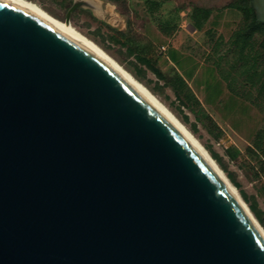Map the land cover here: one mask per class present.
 <instances>
[{
    "label": "water",
    "instance_id": "95a60500",
    "mask_svg": "<svg viewBox=\"0 0 264 264\" xmlns=\"http://www.w3.org/2000/svg\"><path fill=\"white\" fill-rule=\"evenodd\" d=\"M264 23V0H251ZM76 8H94L73 0ZM0 264H264L184 131L96 47L0 0Z\"/></svg>",
    "mask_w": 264,
    "mask_h": 264
},
{
    "label": "rangeland",
    "instance_id": "374dc122",
    "mask_svg": "<svg viewBox=\"0 0 264 264\" xmlns=\"http://www.w3.org/2000/svg\"><path fill=\"white\" fill-rule=\"evenodd\" d=\"M51 16L65 22L73 0H29ZM88 1V0H87ZM232 0H91L97 13L82 8L86 13L70 15V25L95 42L87 34H94L97 41L109 45L124 58L125 66L140 68L138 79L161 103L174 114L195 139L209 152L214 153L224 168V173L247 198L248 207L253 205L264 224V91L258 85L250 86L246 75L238 78L242 97L229 90L220 77L215 61L227 65L234 53L227 44L237 28L241 14L232 8H223ZM157 2V6L153 3ZM194 6L211 8L212 12L201 30H197L190 18ZM150 39L159 53L158 69L164 76L176 72L185 76L199 99L203 110L184 103L173 88L153 69L140 63L134 56L123 57L124 46L111 38V30H125L126 22ZM262 35L256 33L247 48L258 69L264 65ZM163 47L164 50L160 52ZM120 52V53H119ZM176 61L172 65L169 56ZM132 63L133 65H131ZM127 70V69H126ZM128 71V70H127ZM136 78V77H135ZM247 81V82H246ZM263 135L258 156H249L246 148L253 144L257 135ZM231 141L239 151L236 155L228 144ZM220 167V166H219ZM259 222V221H258ZM261 225V224H260ZM261 227L264 230V225Z\"/></svg>",
    "mask_w": 264,
    "mask_h": 264
},
{
    "label": "trees",
    "instance_id": "16d2710c",
    "mask_svg": "<svg viewBox=\"0 0 264 264\" xmlns=\"http://www.w3.org/2000/svg\"><path fill=\"white\" fill-rule=\"evenodd\" d=\"M153 5L157 6L158 4L157 2H154ZM223 8H232L239 11L241 19L237 28L233 31L230 39L227 41V44L234 53V58L230 63L228 62L227 65H222L220 62L215 61V65L218 67L219 75L226 82L229 90L239 97L244 95L238 88V78L241 75H246L250 86H254L256 84L260 87V90L264 91V65L262 69H258L257 61L251 58V55L248 54L247 51L254 35L258 33L262 35L260 47L263 49L264 56V23L256 19L251 0H232L223 6ZM80 12L86 13L88 16L92 17L93 20L100 22L95 19L89 11L82 8L74 9L70 15ZM211 12V8L204 6H194L192 8L190 18L197 30H201L203 28ZM110 30V38L116 44L126 48V52L123 54V57L129 55L134 56L140 63L150 67L161 78H164L184 103L193 106L195 105L199 107L201 111L203 110L199 99L183 75L176 72L172 73L170 76H164L162 74V72L158 69L159 53L154 48V44L150 39L136 31L132 27V23L129 20L126 22L125 30ZM87 34L111 56L115 57L121 63L123 62L124 58H122L121 54H116L109 45L104 44L102 41H97L93 33L88 32ZM130 64L133 65L132 63ZM125 67L134 77L140 79L142 75V70L140 68L134 66L132 69L129 65ZM262 141L263 135L261 133L256 136L253 144L246 148V153L249 156H258L262 148ZM228 144L233 148L235 154L238 155L239 151L233 146L230 140H228ZM210 155L217 162L220 168L224 170L220 159L212 152H210ZM230 179L232 180V178ZM242 198L245 202H247V198L244 194L242 195ZM249 208L259 223L263 226V221L255 207L250 204Z\"/></svg>",
    "mask_w": 264,
    "mask_h": 264
},
{
    "label": "bare ground",
    "instance_id": "6f19581e",
    "mask_svg": "<svg viewBox=\"0 0 264 264\" xmlns=\"http://www.w3.org/2000/svg\"><path fill=\"white\" fill-rule=\"evenodd\" d=\"M11 2H16V3H21V4H26L31 7H34L36 9H39L43 11L46 16L53 21L59 23L60 25L64 26L71 32L75 33L94 47H96L100 52H102L106 57H108L113 64L119 68L122 72H124L127 76H129L132 81L150 98L152 99L171 119H173L177 125L184 131V133L190 138V140L195 144L197 149L200 151L204 159L207 161V163L210 165V167L213 169V171L216 173V175L219 177V179L222 181L224 186L227 188V190L230 192L232 197L235 199L247 219L250 221V223L253 225V227L256 229L257 233L259 234L262 242L264 243V230L261 227L260 223L258 222L257 218L254 216L253 212L250 210L248 205L245 203L244 199L241 197L239 194L237 188L232 184L230 179L227 177V175L224 173V171L219 167L217 162L213 159V157L209 154V152L195 139V137L186 129V127L179 121L178 118L172 114L169 109H167L161 101L146 87L144 86L137 78H135L129 71H127L123 66H121L113 57H111L108 53H106L102 48H100L95 42L90 40L88 37L74 29L71 25L66 24L63 21H60L56 19L55 17L51 16L48 14L46 11H44L41 7L36 5L35 3L29 1V0H8ZM85 3L89 4L92 8L94 7V4H91V0H82Z\"/></svg>",
    "mask_w": 264,
    "mask_h": 264
},
{
    "label": "crops",
    "instance_id": "0c3cea01",
    "mask_svg": "<svg viewBox=\"0 0 264 264\" xmlns=\"http://www.w3.org/2000/svg\"><path fill=\"white\" fill-rule=\"evenodd\" d=\"M170 55V54H169ZM169 60H170V62L172 63V65H176L177 63H176V61H175V59H173L172 57H171V55L169 56ZM184 76V75H183ZM185 76H187L188 77V75L186 74ZM184 76V77H185ZM185 79H186V77H185Z\"/></svg>",
    "mask_w": 264,
    "mask_h": 264
},
{
    "label": "built area",
    "instance_id": "2783aa9c",
    "mask_svg": "<svg viewBox=\"0 0 264 264\" xmlns=\"http://www.w3.org/2000/svg\"><path fill=\"white\" fill-rule=\"evenodd\" d=\"M160 49V52H162V50H164V48L163 47H161V48H159Z\"/></svg>",
    "mask_w": 264,
    "mask_h": 264
}]
</instances>
